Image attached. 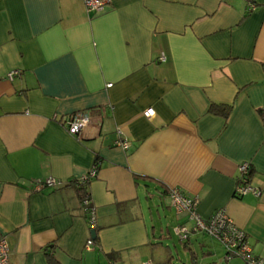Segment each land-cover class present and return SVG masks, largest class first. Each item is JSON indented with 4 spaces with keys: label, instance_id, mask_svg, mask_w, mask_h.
Returning a JSON list of instances; mask_svg holds the SVG:
<instances>
[{
    "label": "crops",
    "instance_id": "obj_1",
    "mask_svg": "<svg viewBox=\"0 0 264 264\" xmlns=\"http://www.w3.org/2000/svg\"><path fill=\"white\" fill-rule=\"evenodd\" d=\"M76 112L92 122L72 135ZM96 161L91 229L77 180ZM245 161L258 196L236 194ZM49 177L65 184L35 189ZM171 188L199 198L205 218L225 209L264 259V0H111L100 13L83 0H0L9 264H49L47 247L61 264H249L221 262L205 233L182 241L192 223Z\"/></svg>",
    "mask_w": 264,
    "mask_h": 264
},
{
    "label": "built area",
    "instance_id": "obj_2",
    "mask_svg": "<svg viewBox=\"0 0 264 264\" xmlns=\"http://www.w3.org/2000/svg\"><path fill=\"white\" fill-rule=\"evenodd\" d=\"M86 9L89 13H100L104 11L111 3V0H83ZM162 60L165 59L162 55ZM19 71H13L8 74L9 79H13ZM111 86V83L109 84ZM147 118H151L155 114L152 107L143 111ZM92 122V116L88 112H76L69 115L64 125L72 135H78L80 132ZM118 145L124 149L131 146V141L127 138H122L118 141ZM99 162L96 161L94 166L84 173L78 180V187H86L87 194L83 199L85 205V213L91 225V229L95 228L96 210L91 205V200L88 193L89 182L98 175ZM251 163L245 161L239 165V181L236 187V194L241 196L247 193L255 195L261 194V189L254 187L250 183ZM35 189L42 190L46 187H60L65 183L53 177L45 180L35 181ZM171 204L178 214H187L188 220L192 223V227L180 226L177 228V234L182 241L188 240L193 233H205L214 239L218 240L225 248L224 259L229 261L233 257H239L249 264H264V259L255 257L252 252L251 245L248 241L246 232L237 226L235 222L228 216L225 209L216 210L210 217H203L199 211V198L186 195L178 188L169 190ZM97 243L93 235L87 239L85 248L88 250L96 249ZM9 246L7 239L0 233V264H9ZM145 264H154L151 261Z\"/></svg>",
    "mask_w": 264,
    "mask_h": 264
},
{
    "label": "trees",
    "instance_id": "obj_3",
    "mask_svg": "<svg viewBox=\"0 0 264 264\" xmlns=\"http://www.w3.org/2000/svg\"><path fill=\"white\" fill-rule=\"evenodd\" d=\"M231 108H232L231 105L213 103L211 105L210 112L215 113V114H222L225 117H227L229 115L230 111H231ZM250 176H251V174H250ZM77 188L79 190V194L81 196V200L83 201V199L86 197V194H87L86 187H78L77 186ZM49 249H50V247H47L45 249L49 264H61L56 259V257L53 255V253L50 252Z\"/></svg>",
    "mask_w": 264,
    "mask_h": 264
},
{
    "label": "rangeland",
    "instance_id": "obj_4",
    "mask_svg": "<svg viewBox=\"0 0 264 264\" xmlns=\"http://www.w3.org/2000/svg\"><path fill=\"white\" fill-rule=\"evenodd\" d=\"M207 235V234H206ZM209 236V235H208ZM208 236L207 237H205L208 241H209V243L211 244V245H213L212 247L215 249H218V251H217V253H218V255H219V260L222 262L223 261V258H224V256H225V248L223 247V245L222 244H220V242L218 241V240H216V239H212V237H211V239L213 240V242H211L212 240L210 239V238H208ZM215 249V250H216Z\"/></svg>",
    "mask_w": 264,
    "mask_h": 264
}]
</instances>
